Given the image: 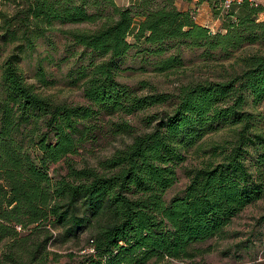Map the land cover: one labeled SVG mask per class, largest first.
Here are the masks:
<instances>
[{"label": "trees", "instance_id": "obj_1", "mask_svg": "<svg viewBox=\"0 0 264 264\" xmlns=\"http://www.w3.org/2000/svg\"><path fill=\"white\" fill-rule=\"evenodd\" d=\"M200 1L225 29L199 24L177 0H0V264H188L264 197V132L247 110L264 100V5ZM55 23L72 25L58 31L89 55L75 71L86 104L41 93L20 67ZM132 49L161 73L198 50L224 74L175 93L135 87L119 80ZM37 78L50 83L44 71ZM161 106L142 117L143 131L125 119ZM221 130L230 136L204 143ZM103 138L123 140L95 155ZM190 154L207 158L185 169L188 184L168 200ZM68 244L62 263L50 248Z\"/></svg>", "mask_w": 264, "mask_h": 264}, {"label": "rangeland", "instance_id": "obj_2", "mask_svg": "<svg viewBox=\"0 0 264 264\" xmlns=\"http://www.w3.org/2000/svg\"><path fill=\"white\" fill-rule=\"evenodd\" d=\"M120 5H129L131 0H116ZM4 8L9 10V4L5 3ZM1 9V6H0ZM90 28L87 24H77L75 27ZM64 28H72V25H62ZM55 23L51 29H48L45 36L36 40V45L32 51L22 53L19 61L22 72L29 83H35L38 90L45 95H51L55 100L66 101L70 104H86L87 100L83 92V80H77L75 71L88 63L89 55L84 52L83 47L75 46L73 42L58 30L62 28ZM218 30V29H216ZM128 41L134 42L133 35L128 37ZM13 45L7 47L8 51L3 52L5 57L12 51ZM136 50L132 49L123 59V70L119 73V80L123 83L138 87L143 83H149L159 92L175 93L178 88L190 79L203 77H218L223 72V66L212 64L206 67L201 63L198 57L199 51H185L184 56L187 59H193V62H187L182 69L168 70V72H157L153 67V60L141 54L136 55ZM225 68L231 67L227 64ZM39 71H44L46 78H49V84L45 85L37 78ZM141 93L150 92L148 88L140 89ZM155 109L163 107H154L153 110L140 112L138 115H127L125 119L129 120L139 130H145L142 117L150 114ZM247 110L256 113L259 119L257 130L264 132V100L251 103ZM230 135L227 130H221L208 135L205 142L214 144L221 142ZM123 139L103 138L98 146L94 148L95 155H107ZM123 142V141H122ZM205 156L200 154H190L185 162L186 166L179 170L178 182L167 192V199L170 200L174 195L180 193L188 184L189 179L184 173L187 167L199 165ZM60 167V164L56 165ZM61 168V167H60ZM228 227V236L224 239H214L209 241L211 250L206 254L189 261L188 264H264V197L261 200L250 204L247 208L232 221ZM51 251L61 254V262H67L66 254L72 250L70 244L65 246H53ZM173 260L172 262H161L159 264H181ZM151 264V263H150ZM153 264V263H152Z\"/></svg>", "mask_w": 264, "mask_h": 264}, {"label": "crops", "instance_id": "obj_3", "mask_svg": "<svg viewBox=\"0 0 264 264\" xmlns=\"http://www.w3.org/2000/svg\"><path fill=\"white\" fill-rule=\"evenodd\" d=\"M130 4V3H129ZM264 5V0H262ZM177 6L183 10H189L195 12L196 21L208 28L214 30H223L224 22L220 17H216L212 11V6L208 1L201 2L200 0H177ZM260 19L264 20V11L260 15Z\"/></svg>", "mask_w": 264, "mask_h": 264}, {"label": "built area", "instance_id": "obj_4", "mask_svg": "<svg viewBox=\"0 0 264 264\" xmlns=\"http://www.w3.org/2000/svg\"><path fill=\"white\" fill-rule=\"evenodd\" d=\"M240 1H243V0H225V8L226 7H229L231 3L233 2H240ZM251 3L253 4H258V3H262V0H249Z\"/></svg>", "mask_w": 264, "mask_h": 264}]
</instances>
